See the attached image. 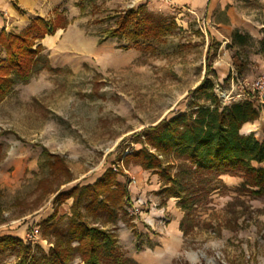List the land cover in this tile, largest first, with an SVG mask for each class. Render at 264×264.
I'll list each match as a JSON object with an SVG mask.
<instances>
[{"label":"rangeland","instance_id":"374dc122","mask_svg":"<svg viewBox=\"0 0 264 264\" xmlns=\"http://www.w3.org/2000/svg\"><path fill=\"white\" fill-rule=\"evenodd\" d=\"M140 8L168 25L174 22L176 29L160 39L115 33L120 17ZM47 11L35 19L64 27L38 41L42 50L31 79L16 83L0 103V237L23 240L24 232L37 228L40 241L32 248L48 252L54 228L66 229L71 207V199L54 203L53 192L88 185L108 169L121 170L118 179L127 188L138 181L132 171L143 169L124 164L127 155L141 148L143 140L136 135L195 104L205 105L203 93L194 90L206 75L221 105L246 101L237 97L242 95L260 108L259 118L241 133H252L264 143V103L235 78L236 88L231 81L223 85L216 80L221 45L202 18L179 13L169 0H53ZM5 59L0 50V64ZM246 66L243 62L234 70L243 73ZM216 85L224 96L218 95ZM43 149L64 160L70 182L51 174ZM125 171L132 172L130 178ZM146 172L157 177L163 190L171 186L157 172ZM239 186L221 177V184L195 205L188 219L178 200L169 198L176 200L177 212L161 209L167 222L160 224L158 217L154 228L125 211L131 200L149 201L129 197L112 229L122 254L135 264H264V194L245 195ZM163 190L158 203L167 199ZM55 212L54 228L47 229L44 222ZM87 220L102 225L104 217ZM169 225L178 228V241L169 236ZM17 258V251L4 252L0 264H14Z\"/></svg>","mask_w":264,"mask_h":264},{"label":"trees","instance_id":"16d2710c","mask_svg":"<svg viewBox=\"0 0 264 264\" xmlns=\"http://www.w3.org/2000/svg\"><path fill=\"white\" fill-rule=\"evenodd\" d=\"M117 24L115 33L130 31L134 37L145 39H160L176 29L174 22L168 25L164 19L144 13L141 8L128 11ZM64 25L37 18L21 34L0 33V50L6 56L0 64V103L16 83L26 84L31 79L42 50L38 41L55 34ZM237 40L242 44L241 37ZM213 91L206 75L194 90L203 93L206 104H195L136 135L138 140H143L139 141L141 148L124 159L125 165L133 163L144 171L157 172L170 184L163 193L167 199L178 200L177 207L184 219H188L196 204L217 189L223 176L241 179L239 192L245 195L256 198L264 194V143L257 141L252 133H241L245 124L259 118L260 108L251 100L223 106ZM43 155L49 158L47 165L52 175L67 177V183L71 181L70 170L62 158L45 149ZM170 158L173 162L167 161ZM174 166L177 172L173 175ZM121 173L118 169H108L93 184L53 192L54 203L71 199L72 205L64 231L52 225L56 212L44 222L47 229H55L48 252L40 247L35 250L23 240L6 235L0 237V254L17 251L14 264H74L76 259L81 264H135L122 254L113 230L87 220L104 217L102 224L117 221L118 210H122L130 197L127 184L118 180Z\"/></svg>","mask_w":264,"mask_h":264},{"label":"crops","instance_id":"0c3cea01","mask_svg":"<svg viewBox=\"0 0 264 264\" xmlns=\"http://www.w3.org/2000/svg\"><path fill=\"white\" fill-rule=\"evenodd\" d=\"M52 1L0 0V33L2 31L15 34L22 32L31 20L36 17H44ZM133 1L142 3L147 0ZM169 4L181 14L189 12L202 18L205 28L209 30L214 40L220 43L219 61L214 64L216 80L219 83L229 85L231 81V85L233 83V87L236 88L235 79L238 82L243 79H251L254 75L258 77L264 75V0H169ZM237 37H241L242 44L237 43ZM245 41H250V43L245 44ZM243 62H247L245 71L243 73L235 72L234 67ZM132 172H135L138 181L136 180L128 187L130 197L132 199L140 197L142 200L158 203L164 187H161L157 177L139 169ZM132 172L125 171L128 177ZM224 177L225 181H230L233 184L242 182L239 178L227 176L228 179H226ZM118 180L123 183L122 178ZM69 202L71 206L72 200ZM157 205H159V209L150 210L149 205L144 208L145 212L141 221L150 228L157 227L161 209L171 210L172 213L175 209L177 212L174 199L164 198L163 202H159ZM102 226L109 230L115 227L113 223L102 224ZM170 226L169 236L178 241V228L175 225Z\"/></svg>","mask_w":264,"mask_h":264},{"label":"built area","instance_id":"2783aa9c","mask_svg":"<svg viewBox=\"0 0 264 264\" xmlns=\"http://www.w3.org/2000/svg\"><path fill=\"white\" fill-rule=\"evenodd\" d=\"M239 85L241 88L250 86L251 90L253 93H255L256 100L259 103H264V75L258 77L254 82L249 83L247 80L243 79L239 81ZM216 92L218 93L219 96H224L220 86L216 85ZM238 98L242 97L244 100H247L246 96L238 95ZM250 98V97H249ZM149 205L150 210L156 209L157 205L153 202H142L139 199H134L131 200L128 205L125 207V211L129 216L135 217V218H140L143 216V210L145 207ZM159 222L160 224H165L167 222L165 215H163L161 211V215L159 217ZM23 241L33 247L34 245H39V230L37 228H33L29 231H27L24 234Z\"/></svg>","mask_w":264,"mask_h":264},{"label":"bare ground","instance_id":"6f19581e","mask_svg":"<svg viewBox=\"0 0 264 264\" xmlns=\"http://www.w3.org/2000/svg\"><path fill=\"white\" fill-rule=\"evenodd\" d=\"M245 131H250V127L249 126H245Z\"/></svg>","mask_w":264,"mask_h":264}]
</instances>
